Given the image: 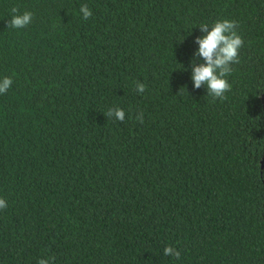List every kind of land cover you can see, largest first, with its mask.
I'll return each instance as SVG.
<instances>
[{"label":"trees","instance_id":"1","mask_svg":"<svg viewBox=\"0 0 264 264\" xmlns=\"http://www.w3.org/2000/svg\"><path fill=\"white\" fill-rule=\"evenodd\" d=\"M225 19L221 102L191 61ZM4 77L0 264H264V0H0Z\"/></svg>","mask_w":264,"mask_h":264},{"label":"clouds","instance_id":"2","mask_svg":"<svg viewBox=\"0 0 264 264\" xmlns=\"http://www.w3.org/2000/svg\"><path fill=\"white\" fill-rule=\"evenodd\" d=\"M80 12L85 20L92 16V12L87 5L81 6ZM11 13V19L7 24L9 28L22 29L32 22L33 13L29 11L20 14L18 7L14 6ZM237 27L236 21L227 19L216 21L211 28L206 23L201 24L199 29L205 34L197 37L194 41L199 47L194 52V59L191 61L193 87L195 89H200L202 86L206 87L207 95L211 96L213 101L219 99L223 102L227 99L225 93L231 90V85L226 77L232 72V65L240 62V49L244 45L242 37L237 34ZM195 58H201L203 62L197 64ZM12 83L11 77H4L0 80V94H5ZM145 90V84L136 83L137 93L143 94ZM104 115L120 122L125 120V112L122 108H110ZM136 119L143 123V112L138 113ZM6 207V200L0 198V210ZM163 254L176 259H180L181 256V253L170 245L163 249ZM37 264H55V257L41 258L37 261Z\"/></svg>","mask_w":264,"mask_h":264}]
</instances>
